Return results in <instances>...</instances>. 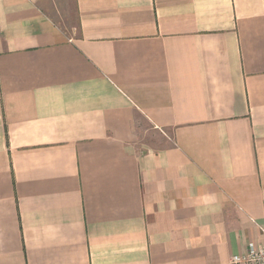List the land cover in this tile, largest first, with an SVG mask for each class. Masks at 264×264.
<instances>
[{
  "label": "crops",
  "instance_id": "crops-1",
  "mask_svg": "<svg viewBox=\"0 0 264 264\" xmlns=\"http://www.w3.org/2000/svg\"><path fill=\"white\" fill-rule=\"evenodd\" d=\"M74 5L67 36L42 0H0V264L264 244V0Z\"/></svg>",
  "mask_w": 264,
  "mask_h": 264
},
{
  "label": "rangeland",
  "instance_id": "rangeland-1",
  "mask_svg": "<svg viewBox=\"0 0 264 264\" xmlns=\"http://www.w3.org/2000/svg\"><path fill=\"white\" fill-rule=\"evenodd\" d=\"M46 14L52 19V21L60 28V30L70 36V34L76 32L77 27V13L74 5V0H42ZM151 135V136H150ZM155 135V133L148 132L147 129H143L142 137L144 141H149V138ZM151 142H152V138Z\"/></svg>",
  "mask_w": 264,
  "mask_h": 264
},
{
  "label": "built area",
  "instance_id": "built-area-1",
  "mask_svg": "<svg viewBox=\"0 0 264 264\" xmlns=\"http://www.w3.org/2000/svg\"><path fill=\"white\" fill-rule=\"evenodd\" d=\"M261 230L264 235V230ZM227 264H264V244L249 242L247 249L232 255Z\"/></svg>",
  "mask_w": 264,
  "mask_h": 264
}]
</instances>
